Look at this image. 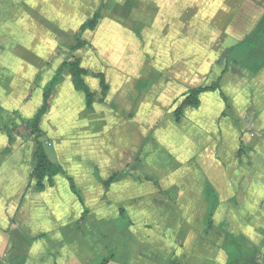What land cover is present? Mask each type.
Here are the masks:
<instances>
[{
  "label": "crops",
  "instance_id": "0c3cea01",
  "mask_svg": "<svg viewBox=\"0 0 264 264\" xmlns=\"http://www.w3.org/2000/svg\"><path fill=\"white\" fill-rule=\"evenodd\" d=\"M63 62L51 64L42 73L41 87L33 94L39 72L37 66L30 67L21 98L14 95L21 104L0 108V264H101L110 253L114 258L108 264H225V254L218 247L210 246L203 235L190 240L188 236L178 237L177 222L157 221L153 216L140 219L139 215L147 211L144 206H124L131 204V199L140 198L142 191L149 187L139 179L145 165L159 180L177 182L182 181L177 174L184 167L188 186L201 173L203 185L210 182L218 190L220 203L215 214L219 220L215 225L233 231H264V101L257 102L264 96V67L258 73H253L251 66L247 72L239 67L233 71L234 75L227 76L239 111L227 114L228 118L222 119L223 126H218L217 120L223 112L224 101L219 94L207 92L212 99L196 109V119L191 125L163 126V132L170 135L162 141L156 136L162 145L158 149L151 148L155 140L146 141L144 127L120 120L122 114L118 112L120 109L125 112L123 115L126 112L129 115L138 107L137 117L145 115L148 109L150 114L152 100L158 101L163 93L155 83L139 93L135 87L144 80L139 77L140 71L133 79L116 77L112 81L108 73L100 71L106 75L110 88L104 103L89 111L84 94L74 88L69 69H64L63 79L54 90L50 111L41 124L48 135L40 140H51L47 145L49 157L74 179L82 192L81 202L62 174L54 177L52 187L44 191L35 188L36 181L31 178L37 147L35 136L27 137L28 129L23 135L13 131L22 125L13 113L18 112L21 119L28 120L39 111L43 106L44 87ZM1 74L0 64V77ZM8 75V85H14L13 91H16V70L4 73ZM85 81L93 90H101L99 79L87 76ZM133 98L142 101L136 105ZM213 100L219 109L212 112ZM232 118L234 123L229 124ZM174 139L179 143L173 148L166 147L171 149L169 159H160L157 155L161 152H158L165 150V143H175ZM147 144L152 146L147 149ZM143 149L154 152L155 156H147L148 162L139 156ZM127 167L108 188L101 183V179L107 180L111 174ZM121 210L126 211L128 218L119 219ZM131 213L136 215L130 216ZM185 224L196 228L193 223ZM201 225L203 230L205 224ZM133 236L136 239L130 248L124 239L130 240Z\"/></svg>",
  "mask_w": 264,
  "mask_h": 264
},
{
  "label": "rangeland",
  "instance_id": "374dc122",
  "mask_svg": "<svg viewBox=\"0 0 264 264\" xmlns=\"http://www.w3.org/2000/svg\"><path fill=\"white\" fill-rule=\"evenodd\" d=\"M75 1L77 2L0 0L2 17H0V64L3 72L0 77V108H13L21 104L16 101L14 95L21 98L30 77L28 72L32 67L37 66L39 72L51 61V64L57 61H69L73 55H78L83 66L96 72L105 71L109 74L110 81L116 77L133 79L140 71L139 77L147 81L154 80L151 83H155L163 91L158 101L152 100L153 108L150 114H147L148 109L145 115L141 114L137 117V112L132 109L129 115L127 112L123 115L125 112L122 113L118 109L119 114H122V117L119 116L120 120L144 127L146 141L155 140V145L147 144V149L151 146L155 149L162 147L159 140L162 141L163 137L170 135L163 132V126L182 125L183 127L187 124L191 125L196 119V109L191 107L184 108V117L180 123L175 122L173 116L174 108L180 105L184 95L193 88L220 84V91L224 92L228 100H223V112L217 120L218 126L224 125L222 119L227 114L234 115L239 111L236 108L239 103H235L233 86L227 83V76L234 75L233 71H237L239 67L245 68L244 71L247 72L253 65L250 54L242 51L240 43L262 20L264 0H113L114 5L108 16L100 20L94 31H86L83 34L89 45L71 53V46L76 44L78 32V29L73 31L75 26L92 15L95 7L102 0ZM43 31L44 36H42ZM234 46V50L229 52ZM9 69L17 72L16 91H13L14 85H8L9 75L4 76V73L11 71ZM213 93L218 94V91ZM208 96L210 97L207 92L201 94L200 106H203V103L207 105L212 99ZM262 101L264 96L257 100L258 103ZM216 103L217 101H211L212 112L219 109ZM17 113L13 114L18 119V124H22L19 135L26 134L27 127L23 121L27 120L21 119ZM233 120L232 118L229 124H233ZM156 136L159 138L158 141ZM174 140L175 143H165L167 144L165 150L162 152L161 149L158 152H161L157 155L160 159H169L171 149L166 147L173 148L179 143L178 140ZM49 142L51 140H45L44 143L49 146ZM139 153V156L145 157L147 162L149 160L147 156H155L154 152L145 149ZM184 171L183 167L177 174V177L182 178L181 183L179 180L178 182L159 180L145 165L139 179L149 187L142 191V196L136 199L137 201L131 199V204L128 202L124 206L128 204L144 206L147 211L139 215L140 219L148 220V217L153 216L157 221L177 222L178 237L182 230L183 233L188 232L184 234L188 236L187 240L197 235L204 236V230H200L201 223L205 224V215L213 197L207 195L201 173L197 174L196 182L189 181L188 186L185 184L187 180L184 179ZM208 184L218 194L216 187L210 182ZM218 199L220 200L219 194ZM192 204L194 205L191 206ZM122 215H126L127 218L129 216L124 210L119 213V219H126ZM134 215L136 214H130V216ZM213 219L214 222L219 220L217 214H214ZM185 223H193L196 228L182 229L187 227ZM233 232L244 236L259 247L264 244L263 230ZM129 238L130 240L125 238L124 243L129 242L132 248L131 244L136 238L134 236ZM260 253L264 255V245Z\"/></svg>",
  "mask_w": 264,
  "mask_h": 264
},
{
  "label": "trees",
  "instance_id": "16d2710c",
  "mask_svg": "<svg viewBox=\"0 0 264 264\" xmlns=\"http://www.w3.org/2000/svg\"><path fill=\"white\" fill-rule=\"evenodd\" d=\"M114 5L113 0H102L97 4L91 16H89L78 28L76 33V44L71 46V53H75L80 49L88 46L89 43L83 38V34L86 31H94L100 20L108 16L107 14L111 12L112 6ZM241 44V45H240ZM241 49L244 53L250 54L252 58V71L258 73L264 67V16L260 23L250 32V34L240 43ZM237 45V46H239ZM235 46L230 51H233ZM246 53V54H247ZM248 56V55H247ZM250 57L248 56V59ZM52 62V61H51ZM51 62L45 64L42 69L37 74L34 80V87L31 92L33 94L35 90L41 87L42 73L49 70L51 67ZM68 68L73 80L74 88L80 91L85 96L86 109L89 111H94L97 104L104 103L108 91L109 84L106 80V75L103 72H94L88 68L81 65V58L73 55V58L69 61H64L58 68L55 76L45 85L43 93V106L39 111L27 121H23L25 127L29 130L27 137L35 136L37 147L34 152L35 166L31 174V178L36 181V189L39 191H44L48 187L54 185V177L62 174L67 177L70 183V188L74 194L77 195L79 200L83 202V196L81 190L76 186L74 179L68 174V172L57 162H53L47 152V146L40 140L42 136L47 137V132L41 127L44 116L50 111L51 99L53 97L54 90L56 86L63 79L64 69ZM153 73H151L152 75ZM91 76L99 79L100 91L93 90L85 81V77ZM154 77V76H153ZM155 78V77H154ZM150 80V79H149ZM154 80H143L137 83L135 89L137 92L141 93L143 89L148 90L149 85ZM223 98V100H228L227 96L223 91H220V84L214 83L210 87H196L191 89L189 93L184 95L180 105L175 107L173 110L174 121L180 123L184 117V108L191 107L198 109L201 105V94L204 92H217ZM134 103L137 105L138 102L136 98H133ZM142 100L139 101L141 103ZM134 111L137 112L138 107H134ZM19 133L20 129H14ZM243 150V147L240 151ZM128 170V167L124 171L113 173L109 179H101V183L108 188L111 183H113L117 178H119L124 172ZM154 177V176H153ZM148 179L153 180L150 177ZM205 191L207 195L213 197L210 202V207L205 215V227H204V238L209 241L210 246L218 247L219 252H223L226 256L225 264H264V255L261 252V247L252 243V241L246 239L244 236L237 235L229 228L224 226H216L214 223V214L219 206L218 194L212 189L210 184H206ZM123 213V211H122ZM127 218L126 215H122ZM189 227H183L185 229ZM181 229V230H182ZM182 230L180 237H184ZM214 235V236H213ZM114 258V254L110 253L107 258H103L101 264H108L110 260Z\"/></svg>",
  "mask_w": 264,
  "mask_h": 264
}]
</instances>
